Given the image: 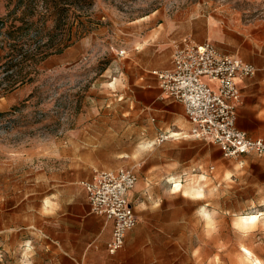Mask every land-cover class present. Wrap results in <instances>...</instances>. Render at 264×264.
<instances>
[{
	"label": "rangeland",
	"instance_id": "1",
	"mask_svg": "<svg viewBox=\"0 0 264 264\" xmlns=\"http://www.w3.org/2000/svg\"><path fill=\"white\" fill-rule=\"evenodd\" d=\"M9 2L0 0V18ZM67 21L73 44L41 63L33 83L0 90V264H74L53 236L67 244L84 231L59 207L78 212L81 182L116 168L139 179L121 264H264V157L225 158L185 138L158 144L160 130L188 123L164 116L160 101L143 103L150 89L132 64L146 31L170 29L254 63L253 81L264 83V0H93ZM242 126L264 137V124ZM259 213L256 225L240 224Z\"/></svg>",
	"mask_w": 264,
	"mask_h": 264
},
{
	"label": "built area",
	"instance_id": "2",
	"mask_svg": "<svg viewBox=\"0 0 264 264\" xmlns=\"http://www.w3.org/2000/svg\"><path fill=\"white\" fill-rule=\"evenodd\" d=\"M172 68L153 71L166 98L181 103L189 122L184 132H161L157 142L192 138L211 142L225 158L244 155L264 157V140L253 139L237 126L242 103L239 79L256 75V67L242 59L221 54L210 43L184 41L177 46ZM138 183L133 169L102 170L82 183L94 214L113 222L111 255L120 252L128 233L138 225L130 194Z\"/></svg>",
	"mask_w": 264,
	"mask_h": 264
},
{
	"label": "crops",
	"instance_id": "3",
	"mask_svg": "<svg viewBox=\"0 0 264 264\" xmlns=\"http://www.w3.org/2000/svg\"><path fill=\"white\" fill-rule=\"evenodd\" d=\"M156 31L157 29H150L146 31L144 35L141 36L143 37L141 40L143 42L139 44V49L134 50V57L132 58V64L134 68L137 69V76L133 78H135L136 80L138 79L142 81L143 88L150 89L149 91L146 92L149 96V101L148 102L143 101V103L147 107H152L157 101H160L161 106L156 107V108L160 110L162 113H164L165 114L164 116L169 117V119L171 120H174L175 116H184L188 123V130H189V122L186 118L183 105L181 103L169 100L168 98H164L160 95L159 92H156L155 90H151V89L158 88V85H159L157 78L152 75V72L171 69L173 66L172 59H173L174 52L177 46L182 44V42L180 41L182 37L181 34L179 33L175 34L170 29L166 31L165 30L159 31V33H156ZM220 39L221 38H215L212 40H220ZM179 41L180 43L177 44V42ZM228 56L237 57L233 55H228ZM237 58H240L244 62H247L255 66V64L250 61H247L241 57H237ZM255 76L250 77V78L239 79L237 81V85L240 88L241 95H242V103L238 110L237 126L240 130L246 132L249 135V137L253 139H263L264 140V137H260L261 134L258 128H249V127L242 126V122L245 119L248 122L250 123L252 122L257 125L264 124V83L262 82L259 84L255 83L253 81V78ZM161 132H170V130H165V131L160 130V133ZM184 133H187V131H184ZM185 139L195 140L192 138H185ZM197 141H204V140H197ZM118 169L120 168L108 169V170H118ZM248 171H250L249 168L246 169V172ZM83 182H81L82 190L87 195L86 190L84 186L82 185ZM134 190L130 194V200L136 211V207L133 202ZM59 208L61 210L60 214L64 212L65 214H68V216L69 215L70 217L72 216V218H74L75 221H77V227L80 230L84 231L81 241L79 242H77V240H75L74 242L70 241L67 244H64V242H62V238L61 240H57L59 239L60 235L57 236V233H54L55 235L53 236L54 243L58 244V246H61V243H63L64 247L61 250H63L64 252L65 251L68 252L67 261L63 263H74V264H79V263H102V264L126 263L125 255H126L127 249H122L120 252H118L115 255H111L109 253L108 244L111 241L112 235H113V229H114L113 222L106 219L105 217L94 214L91 210L88 197H87L86 205L77 207L78 212H73L72 206H69L66 209V205L65 206L60 205ZM256 215L262 216L263 214L259 213ZM137 216L139 219L138 213H137ZM244 217H247V216H244ZM61 223L62 224L64 223L63 218L61 219ZM135 228L128 233L125 246L127 244V239H128L129 234L132 233L135 230ZM55 241H58V242H55ZM54 249L59 250V248H56V247H54ZM180 264H187V263H180Z\"/></svg>",
	"mask_w": 264,
	"mask_h": 264
},
{
	"label": "trees",
	"instance_id": "4",
	"mask_svg": "<svg viewBox=\"0 0 264 264\" xmlns=\"http://www.w3.org/2000/svg\"><path fill=\"white\" fill-rule=\"evenodd\" d=\"M92 5L93 0H10L0 18V90L9 94L33 83L41 63L73 44L70 15Z\"/></svg>",
	"mask_w": 264,
	"mask_h": 264
},
{
	"label": "bare ground",
	"instance_id": "5",
	"mask_svg": "<svg viewBox=\"0 0 264 264\" xmlns=\"http://www.w3.org/2000/svg\"><path fill=\"white\" fill-rule=\"evenodd\" d=\"M210 33L212 34V35H215V34H217V31L215 30V28H211L210 29ZM180 187V186H179ZM194 193V192H193ZM192 193V194H193ZM201 192H196L195 194H194V196L197 198V197H201ZM253 217L255 218V219H253ZM259 219H260V215H250V216H247V217H241V218H239V222H240V224L243 226V228L245 227V228H248V227H251V226H254V225H256L258 222H259Z\"/></svg>",
	"mask_w": 264,
	"mask_h": 264
},
{
	"label": "snow or ice",
	"instance_id": "6",
	"mask_svg": "<svg viewBox=\"0 0 264 264\" xmlns=\"http://www.w3.org/2000/svg\"><path fill=\"white\" fill-rule=\"evenodd\" d=\"M253 219H255V218L253 217Z\"/></svg>",
	"mask_w": 264,
	"mask_h": 264
}]
</instances>
